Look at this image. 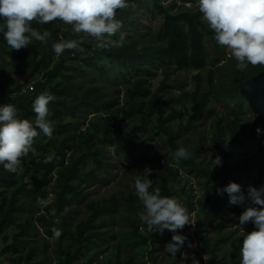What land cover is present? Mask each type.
Instances as JSON below:
<instances>
[{
    "label": "trees",
    "instance_id": "16d2710c",
    "mask_svg": "<svg viewBox=\"0 0 264 264\" xmlns=\"http://www.w3.org/2000/svg\"><path fill=\"white\" fill-rule=\"evenodd\" d=\"M143 9L163 17L155 30H136V12ZM116 18L122 28L103 42L74 33L59 19L33 21L51 35L20 50L7 46L0 33V104L11 103L20 118L34 120L35 98L55 96L48 105L53 135L39 132L35 150L15 173L0 165V257L7 256L5 264H94L99 256L105 264H182L180 252L162 261L173 233L149 231L139 219L144 206L134 182L150 168L149 179L162 196L177 197L190 215L197 211L194 235L208 264H241L243 237L254 226L233 229L230 215L246 207L230 204L217 189L230 182L241 189L264 184V66L238 70L226 46L215 41L198 0H128ZM128 28L134 35L124 39ZM65 39L80 46L57 56L52 45ZM183 70L196 71L193 88L176 95ZM199 120H210L209 128L199 127ZM180 147L189 158L177 162L173 153ZM217 155L223 164L212 168ZM114 156L132 166V188L87 203V216L71 229L76 205L87 198L88 187L104 181ZM182 235L183 262L192 264L197 252L188 247L189 234ZM48 239L55 242L53 253Z\"/></svg>",
    "mask_w": 264,
    "mask_h": 264
},
{
    "label": "clouds",
    "instance_id": "9594fccd",
    "mask_svg": "<svg viewBox=\"0 0 264 264\" xmlns=\"http://www.w3.org/2000/svg\"><path fill=\"white\" fill-rule=\"evenodd\" d=\"M128 0H0V33L12 50H20L31 45L33 40L44 42L51 33L41 32L33 27V21L43 25L57 19L70 25L74 33H86L103 42L105 36H114L122 28L116 12L127 6ZM199 11L214 31L218 45L232 50L238 70H246L249 65L264 66V0H198ZM119 46L121 41H111ZM79 41L61 40L54 42L53 51L57 56L65 50L79 48ZM55 100L50 92L41 93L32 104L35 119L20 118L17 108L11 103L0 104V165L4 170L15 173L23 157L34 151L33 141L39 132L51 137L54 126L49 120V103ZM39 130V131H38ZM257 128V133H260ZM174 159L189 158L185 147L173 153ZM51 158L45 162H50ZM222 157L213 159L212 168L222 166ZM211 168V169H212ZM150 168L144 169V176L135 179V194L142 202L144 210L139 219L149 231L163 234L173 233L165 246V251L176 258L187 237L178 234L190 224V212L173 196H162L159 188H154ZM227 193L232 205H246V210L238 217L241 226L251 223L254 230L243 237L240 255L241 264H264V184L249 186L247 195L238 183L230 182L217 189V195ZM46 204L47 201L40 200ZM56 237L60 231L54 230ZM188 247H192L191 242ZM184 264L183 260L181 261ZM192 264H199L193 256Z\"/></svg>",
    "mask_w": 264,
    "mask_h": 264
},
{
    "label": "rangeland",
    "instance_id": "374dc122",
    "mask_svg": "<svg viewBox=\"0 0 264 264\" xmlns=\"http://www.w3.org/2000/svg\"><path fill=\"white\" fill-rule=\"evenodd\" d=\"M169 2V0H166V2ZM134 13V12H133ZM140 19V23L138 25H136V30L137 31H144V32H149L147 30H155L156 26H158L162 21H163V17L161 15H154L151 11L149 10H141L140 12H136ZM131 35H134V30L131 28L128 29H124L122 31V36L124 39H127L128 37H131ZM147 38L142 39V42L146 43ZM226 51L229 54V56H232V50L230 48L226 47ZM196 74V71H186L183 70L181 72L178 73L177 75V81L179 82L176 85V91L175 94L178 95L180 94V92L182 91V89L184 88H193V76ZM175 77H172V79H174ZM163 80V76L160 75L155 81H154V85L155 88H157L161 81ZM101 82V81H100ZM98 81V83H100ZM103 83V81L101 82V84ZM106 85L110 86L111 89H115L117 88L116 83H112V82H107L106 81ZM219 110H223L221 109V107H218ZM203 123V124H201ZM210 125V120L209 121H205V120H199V127H204V128H209ZM150 156H154L150 155ZM112 161V165L109 166V174L105 176L104 181H102L99 184L96 185H92L90 187H88V193L89 195L87 196V198L78 203L76 205V212H74L73 218L70 220V228L74 229L76 223L82 219H84L87 216L88 213V207L86 206L87 203H90L93 200H99V199H103L112 195H117L120 196L121 194H125L128 192L129 189H131L133 186V182H132V176H131V169L132 166L122 162L119 158L117 157H113V159H111ZM102 172V171H101ZM194 187H195V191L194 193H196L197 195H201L202 191L198 185L197 180L194 181ZM255 187V186H253ZM249 187H245L242 189V191L245 193V195H247V190ZM246 207V205H245ZM241 214L239 213H232L231 216V223L233 225V229L234 228H240L243 231H246L250 228V223L245 224L243 226H241L239 224V220L238 217ZM198 220H200V217L197 213V211H194L191 215H190V224L186 225L183 229H178L179 232L185 233L187 232V234H189V242H191L192 244V248L193 250H195L197 252L196 255V259L200 262V258L203 259V264H208V259L209 256L204 254L201 250H200V246L198 241L195 239V235H194V231L197 227V223ZM118 227H115V231L118 232ZM44 228H42L41 226V236L38 238V246L42 247L44 246V241H43V237H44ZM50 241H48L50 243V252H54V247H55V242L53 239H48ZM3 247V243L0 242V251L2 250ZM187 250V249H186ZM94 252H92L93 254ZM164 257L162 258L163 260H168L169 259V255L168 253L164 250ZM185 253V252H184ZM91 255V254H90ZM7 259V256L2 255L0 257V264H5ZM104 256H99L98 260L94 263V264H105L104 263ZM181 260H183V257H181ZM150 264V263H148Z\"/></svg>",
    "mask_w": 264,
    "mask_h": 264
},
{
    "label": "built area",
    "instance_id": "2783aa9c",
    "mask_svg": "<svg viewBox=\"0 0 264 264\" xmlns=\"http://www.w3.org/2000/svg\"><path fill=\"white\" fill-rule=\"evenodd\" d=\"M29 90H30V91H33V87L31 86V87L29 88Z\"/></svg>",
    "mask_w": 264,
    "mask_h": 264
}]
</instances>
